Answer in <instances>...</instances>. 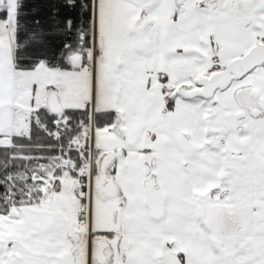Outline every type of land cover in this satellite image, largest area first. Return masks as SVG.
Here are the masks:
<instances>
[{"label": "snow or ice", "instance_id": "6c2138e0", "mask_svg": "<svg viewBox=\"0 0 264 264\" xmlns=\"http://www.w3.org/2000/svg\"><path fill=\"white\" fill-rule=\"evenodd\" d=\"M0 264H264V0H0Z\"/></svg>", "mask_w": 264, "mask_h": 264}]
</instances>
